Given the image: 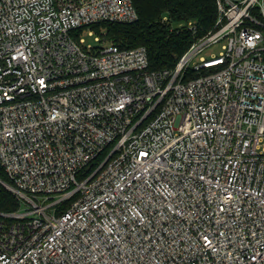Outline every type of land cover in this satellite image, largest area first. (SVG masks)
<instances>
[{
  "label": "built area",
  "instance_id": "obj_1",
  "mask_svg": "<svg viewBox=\"0 0 264 264\" xmlns=\"http://www.w3.org/2000/svg\"><path fill=\"white\" fill-rule=\"evenodd\" d=\"M217 5L156 72L77 35L132 0H0V264H264V0Z\"/></svg>",
  "mask_w": 264,
  "mask_h": 264
},
{
  "label": "trees",
  "instance_id": "obj_2",
  "mask_svg": "<svg viewBox=\"0 0 264 264\" xmlns=\"http://www.w3.org/2000/svg\"><path fill=\"white\" fill-rule=\"evenodd\" d=\"M138 20L131 24H99L91 26L98 34L103 27L106 40L121 49L145 47L148 53L149 70H174L188 52L195 38L206 36L214 30L219 11L217 0H132ZM166 19V21L164 20ZM194 22L197 35L180 24ZM80 29L78 33H81ZM208 73V72H204ZM192 71L185 73V81L197 78ZM102 155L90 169V174L104 159ZM81 177V176H80ZM79 177V178H80ZM0 180L13 185L0 166ZM20 209L15 195L0 183V213L11 214Z\"/></svg>",
  "mask_w": 264,
  "mask_h": 264
},
{
  "label": "rangeland",
  "instance_id": "obj_3",
  "mask_svg": "<svg viewBox=\"0 0 264 264\" xmlns=\"http://www.w3.org/2000/svg\"><path fill=\"white\" fill-rule=\"evenodd\" d=\"M93 31L92 35H89V32ZM101 34H98L94 28H90L89 30H85L82 33H77L78 36H81V38L85 39V45L92 44L94 47H100L101 45L103 46H108V43H103L102 41H97L96 38H100L103 40H106V31L102 27L100 29ZM108 41V40H106ZM110 42V41H109ZM227 40H224L218 44L212 45L209 48H207L202 55L206 57H210L212 54L219 55L220 52L222 51V46L226 44ZM111 43V42H110ZM113 44V43H112ZM78 179H81L78 177Z\"/></svg>",
  "mask_w": 264,
  "mask_h": 264
},
{
  "label": "water",
  "instance_id": "obj_4",
  "mask_svg": "<svg viewBox=\"0 0 264 264\" xmlns=\"http://www.w3.org/2000/svg\"><path fill=\"white\" fill-rule=\"evenodd\" d=\"M0 183L5 187L6 184L2 180H0Z\"/></svg>",
  "mask_w": 264,
  "mask_h": 264
}]
</instances>
